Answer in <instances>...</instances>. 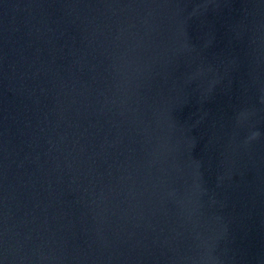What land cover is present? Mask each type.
<instances>
[{
	"label": "water",
	"instance_id": "water-1",
	"mask_svg": "<svg viewBox=\"0 0 264 264\" xmlns=\"http://www.w3.org/2000/svg\"><path fill=\"white\" fill-rule=\"evenodd\" d=\"M0 264H264V0H0Z\"/></svg>",
	"mask_w": 264,
	"mask_h": 264
}]
</instances>
